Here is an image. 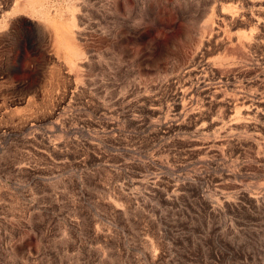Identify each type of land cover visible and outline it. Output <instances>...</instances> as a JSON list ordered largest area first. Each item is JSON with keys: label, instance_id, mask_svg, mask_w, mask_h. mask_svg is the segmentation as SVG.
Returning a JSON list of instances; mask_svg holds the SVG:
<instances>
[{"label": "rangeland", "instance_id": "374dc122", "mask_svg": "<svg viewBox=\"0 0 264 264\" xmlns=\"http://www.w3.org/2000/svg\"><path fill=\"white\" fill-rule=\"evenodd\" d=\"M0 264H264V0H0Z\"/></svg>", "mask_w": 264, "mask_h": 264}]
</instances>
